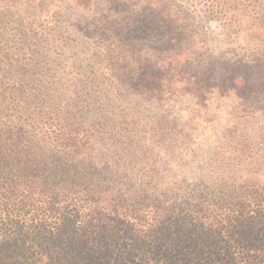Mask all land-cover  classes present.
Listing matches in <instances>:
<instances>
[{
  "label": "trees",
  "instance_id": "trees-1",
  "mask_svg": "<svg viewBox=\"0 0 264 264\" xmlns=\"http://www.w3.org/2000/svg\"><path fill=\"white\" fill-rule=\"evenodd\" d=\"M252 1L237 5L247 8L243 4ZM71 2L89 9L95 0ZM99 20L121 65L122 83L133 91L161 96L170 92L172 78L188 75L173 62L167 70L153 64L138 69L116 47L119 36L106 18ZM256 27L263 39L264 16ZM2 37L0 264H264V145L253 152L242 136L227 138L223 154L233 166L248 167V174L208 185L223 191L220 196H178L171 203L167 194L156 193L154 182L119 180L116 166L94 161V135L103 124L93 104L105 97L102 88L40 79L51 70L34 62L30 52L36 48L16 36L17 46L32 55L21 62L17 47L6 46L10 40ZM257 55L264 73V55ZM187 85L197 98L207 90L201 80L188 78ZM83 89L87 103L81 106Z\"/></svg>",
  "mask_w": 264,
  "mask_h": 264
},
{
  "label": "rangeland",
  "instance_id": "rangeland-1",
  "mask_svg": "<svg viewBox=\"0 0 264 264\" xmlns=\"http://www.w3.org/2000/svg\"><path fill=\"white\" fill-rule=\"evenodd\" d=\"M239 2L95 0L89 9L75 8L71 0L0 3V39L6 36V46L17 47L21 62L33 55L39 67L49 68L42 80L74 85L83 80L102 88L105 97L93 104L103 124L94 135L99 150L94 161L116 166L117 179L154 182L156 193L167 194L171 203L178 196H220L223 191L213 193L208 185L248 174V167L233 166L223 154L227 138L242 136L253 152L264 145V73L257 55H264V38L256 36L264 0L243 4L247 8ZM100 17L138 69L153 64L167 70L173 62L188 75L172 78L170 92L161 96L133 91L122 83ZM19 34L36 48L32 55L17 46ZM188 78L207 85L199 98ZM80 95L86 100L84 89Z\"/></svg>",
  "mask_w": 264,
  "mask_h": 264
}]
</instances>
